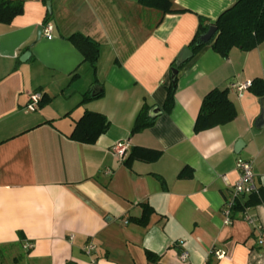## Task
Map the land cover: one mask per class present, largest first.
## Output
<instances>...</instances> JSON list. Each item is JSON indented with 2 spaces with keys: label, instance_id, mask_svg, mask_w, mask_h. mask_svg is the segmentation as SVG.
<instances>
[{
  "label": "crops",
  "instance_id": "1",
  "mask_svg": "<svg viewBox=\"0 0 264 264\" xmlns=\"http://www.w3.org/2000/svg\"><path fill=\"white\" fill-rule=\"evenodd\" d=\"M12 1L22 14L0 24V264H264V201L248 210L260 229L241 214L229 225L223 216L239 159L252 161L264 196L259 101L231 88L264 80V44L227 58L205 47L178 70L173 108L161 112L172 66L199 21L214 24L233 1L173 0L184 12L162 18L140 0ZM46 20L51 41L39 29ZM74 35L98 47L95 69ZM215 89L228 91L235 119L194 134ZM32 94L48 101L27 112ZM142 108L155 122L132 133ZM85 113L109 123L94 145L69 140ZM119 143L160 157L127 168L112 152ZM145 206L152 213L138 225Z\"/></svg>",
  "mask_w": 264,
  "mask_h": 264
},
{
  "label": "trees",
  "instance_id": "2",
  "mask_svg": "<svg viewBox=\"0 0 264 264\" xmlns=\"http://www.w3.org/2000/svg\"><path fill=\"white\" fill-rule=\"evenodd\" d=\"M233 5L223 12L212 25H206L204 20L199 21L198 29L192 38L188 50L193 56L197 55L207 46L221 58H227L232 49L243 52H250L264 44V0H232ZM141 6L158 12L162 17L167 15L182 14L184 11L175 8L173 0H140ZM22 14V2L12 0H0V24L9 25L16 17ZM47 20L44 21V25ZM216 28L213 39L204 44L201 38L207 33L210 27ZM69 41L88 63L92 69L99 55L98 47L87 39L74 35ZM182 67V66H181ZM180 67V68H181ZM175 68V63L172 69ZM179 68V69H180ZM171 69V70H172ZM178 69V70H179ZM247 91L258 101L264 99V80L254 79L249 83ZM166 99L161 107L162 113H169L174 105V95L176 92V79L170 82L165 88ZM91 98L85 96L81 104ZM48 100L42 99L38 104L43 107ZM156 118H148L147 112L142 108L134 123L132 133L140 132L150 128ZM235 119V111L232 103L228 99L227 90H212L202 100L201 106L194 124V134H199L216 127L229 124ZM109 129V123L102 115L85 113L75 124L69 140L83 145H94L98 138ZM160 157V153L147 151L145 149H131L124 159L123 164L130 168L134 161L153 163ZM181 178L187 177L184 173ZM264 201V196L260 190L256 195H251L245 199L236 200L232 209V217L242 214L245 210L252 209ZM152 211L148 207H143L142 216L134 221L138 225H144ZM149 260H154L151 254H147Z\"/></svg>",
  "mask_w": 264,
  "mask_h": 264
},
{
  "label": "built area",
  "instance_id": "3",
  "mask_svg": "<svg viewBox=\"0 0 264 264\" xmlns=\"http://www.w3.org/2000/svg\"><path fill=\"white\" fill-rule=\"evenodd\" d=\"M42 33L44 38L47 41L52 40V26L49 24H46L42 28ZM249 87V84L241 85V86H232L231 88L236 90L239 94L247 90ZM41 100L40 94H32L29 98V103L25 110L27 112H34L36 108L38 107V104ZM112 152L114 155H116L120 160H124L127 157L128 150L127 146L124 143L116 144L112 148ZM252 161L249 160H237L236 162V171L239 174L238 180L235 182V184L232 186L228 197L224 200L223 203V216H224V224L229 225L231 222V215H232V209L234 207V204L236 200L238 199H245L251 195H256L258 193V187L256 186L253 174H252ZM105 174L109 175L110 172H106ZM242 220L248 224L249 226H252L254 228H258L255 224V220L248 214V210H245L242 214ZM70 240H72V237H70ZM257 244L259 247L264 249V241L258 240ZM32 248L31 245L26 244L24 245L23 249L25 251H29ZM94 246L92 243H87L83 247L82 251L85 254V256L90 257L91 253L94 251ZM188 258L187 253H183L180 255L179 259L181 262H185ZM91 264H94L91 262Z\"/></svg>",
  "mask_w": 264,
  "mask_h": 264
},
{
  "label": "water",
  "instance_id": "4",
  "mask_svg": "<svg viewBox=\"0 0 264 264\" xmlns=\"http://www.w3.org/2000/svg\"><path fill=\"white\" fill-rule=\"evenodd\" d=\"M40 31L42 28H39ZM216 34V28L210 27L207 31V33L201 38L202 43L207 44L209 43L213 37ZM193 57L192 53L187 49H183L179 56L176 58L175 61V68H173L170 72L171 76V82L173 83L176 79V76L178 74V69L183 66L187 61H189ZM259 107H260V113L258 116V119L256 120V125L258 127H263L264 126V99L259 100ZM155 113H160L158 110L155 111Z\"/></svg>",
  "mask_w": 264,
  "mask_h": 264
}]
</instances>
